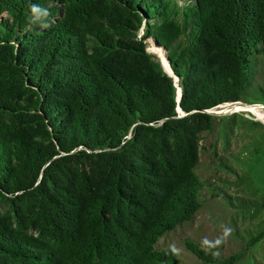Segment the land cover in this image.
Listing matches in <instances>:
<instances>
[{
    "label": "trees",
    "instance_id": "trees-1",
    "mask_svg": "<svg viewBox=\"0 0 264 264\" xmlns=\"http://www.w3.org/2000/svg\"><path fill=\"white\" fill-rule=\"evenodd\" d=\"M262 75L264 0H0V264H183L156 244L202 208L199 142L225 120L206 111L264 105ZM262 239L264 220L246 247ZM183 246L201 264L244 254Z\"/></svg>",
    "mask_w": 264,
    "mask_h": 264
},
{
    "label": "rangeland",
    "instance_id": "rangeland-1",
    "mask_svg": "<svg viewBox=\"0 0 264 264\" xmlns=\"http://www.w3.org/2000/svg\"><path fill=\"white\" fill-rule=\"evenodd\" d=\"M261 74L262 70L259 71V76ZM262 76L264 78V75ZM245 105L259 106L261 107L259 111L264 114V105L257 103ZM216 108L218 106L207 111L212 116L225 120L216 121L214 129L203 133L199 142L196 173L200 179L208 183L201 192L202 208L191 222L160 238L156 249L172 247L178 252V257L183 264H201L194 255L184 249V240L190 239L218 249L221 258L243 252V257L237 264H264V239L252 248L246 247L250 236L258 230L261 220H264V199L262 200L264 198V145L260 144L262 149L254 154L258 133L262 134L264 130L259 125H250L248 121L264 126V118L258 119L247 111L226 113L223 109L216 110ZM230 117H234L236 125L232 128L229 142L224 143L221 129L226 118ZM222 165L230 166L234 173L224 171ZM242 165L246 170L238 169ZM238 177H242L246 184L240 185ZM249 189L257 191V195L250 194ZM219 190L231 198L230 205L222 200ZM242 198H254L262 203L261 209L254 213L256 216L246 214L243 211L245 209L239 208ZM226 230H228L227 236H225ZM218 240L221 242L217 243Z\"/></svg>",
    "mask_w": 264,
    "mask_h": 264
},
{
    "label": "bare ground",
    "instance_id": "bare-ground-1",
    "mask_svg": "<svg viewBox=\"0 0 264 264\" xmlns=\"http://www.w3.org/2000/svg\"><path fill=\"white\" fill-rule=\"evenodd\" d=\"M152 41V40H151ZM150 40L147 41V50L150 53L156 54L160 56V59L162 58V54L158 53L157 49L153 48L151 49V42ZM164 55V54H163ZM163 59V58H162ZM164 63V62H163ZM165 65V64H164ZM175 83L177 84V81H175ZM261 107H257L254 105H245V106H240L238 104H223L218 106V108H216V110H221L223 109L224 112H239V111H247V112H251L252 114H254L258 119L264 118V114H262L259 109ZM264 112V111H263ZM222 113V112H221ZM261 121V120H260Z\"/></svg>",
    "mask_w": 264,
    "mask_h": 264
},
{
    "label": "water",
    "instance_id": "water-1",
    "mask_svg": "<svg viewBox=\"0 0 264 264\" xmlns=\"http://www.w3.org/2000/svg\"><path fill=\"white\" fill-rule=\"evenodd\" d=\"M141 33H142V31H141ZM145 42H146V41H145ZM153 48L159 50V49L157 48V45H156V42H155V41H152V43H151V49H153ZM146 51H147V53H149V54L156 55V54H153V53L148 52L147 47H146ZM156 57H157V59L159 60L160 65H162V68H163L164 72H165L169 77H171V78L173 79L174 86L176 87V102H179V100H180V89H179L178 85L175 83V81H177V78L174 77V76L172 75V73L167 69V67L164 65L163 61H161L157 55H156ZM237 104H239V105H245V104H242V103H237ZM176 111H177L178 113H180V117H182V116L184 115V114L181 113L179 106H177ZM206 113L210 114L208 111H206ZM210 115H211V114H210Z\"/></svg>",
    "mask_w": 264,
    "mask_h": 264
},
{
    "label": "clouds",
    "instance_id": "clouds-1",
    "mask_svg": "<svg viewBox=\"0 0 264 264\" xmlns=\"http://www.w3.org/2000/svg\"><path fill=\"white\" fill-rule=\"evenodd\" d=\"M30 10H31V16L29 17L30 21L32 22H36V21H40L43 18H46L50 15L49 11L46 8H41L38 7L36 5H31L30 6ZM44 27H48L49 25L44 24ZM228 235V230L225 231V236ZM221 241H217V243H220Z\"/></svg>",
    "mask_w": 264,
    "mask_h": 264
}]
</instances>
